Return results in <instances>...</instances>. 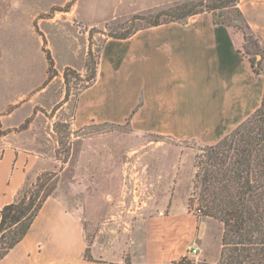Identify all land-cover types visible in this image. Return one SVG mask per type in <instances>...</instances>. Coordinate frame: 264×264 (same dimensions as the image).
<instances>
[{
  "label": "rangeland",
  "instance_id": "374dc122",
  "mask_svg": "<svg viewBox=\"0 0 264 264\" xmlns=\"http://www.w3.org/2000/svg\"><path fill=\"white\" fill-rule=\"evenodd\" d=\"M199 1L0 0V137L20 134L21 145L41 155L40 173L51 174L49 185L80 216L87 243L99 256L129 264L142 253L144 220L179 210L200 229L191 247L197 254L188 249L185 256L219 259L222 225L201 216L196 201L187 207L202 145L140 138L126 126L74 133L69 127L76 96L88 85L106 39ZM232 24L240 36V23Z\"/></svg>",
  "mask_w": 264,
  "mask_h": 264
},
{
  "label": "crops",
  "instance_id": "0c3cea01",
  "mask_svg": "<svg viewBox=\"0 0 264 264\" xmlns=\"http://www.w3.org/2000/svg\"><path fill=\"white\" fill-rule=\"evenodd\" d=\"M238 7L264 50V0H239ZM241 40L207 12L126 39H106L95 81L76 96L71 131L126 126L134 136L157 142L216 144L261 106L264 95V69L254 72L239 52ZM24 141L20 134L0 137V211L27 178L42 171L41 155L22 146ZM57 190L0 264H123L95 254L80 216ZM199 230L179 210L148 216L142 253L129 264H171L197 244Z\"/></svg>",
  "mask_w": 264,
  "mask_h": 264
},
{
  "label": "trees",
  "instance_id": "16d2710c",
  "mask_svg": "<svg viewBox=\"0 0 264 264\" xmlns=\"http://www.w3.org/2000/svg\"><path fill=\"white\" fill-rule=\"evenodd\" d=\"M238 3L239 0H200L158 14L132 32L109 38L126 39L137 31L184 22L193 15L207 12L215 24L233 28V21L240 23L239 52L248 57L254 72L260 74L264 50L243 18ZM160 15L165 18L159 19ZM45 54L48 79H51L55 76L53 61L48 51ZM258 55L261 61L256 66ZM98 57L85 88L95 81ZM64 78L67 79L66 72ZM194 167L196 172L187 207L190 211L196 201L201 216L222 225L220 255L213 263L205 259L195 262L184 256L171 264H264V95L261 106L248 119L216 144L201 148L195 156ZM51 179V174L46 172L38 174L34 180L27 178L14 201L1 209L0 259L23 239L43 203L55 191L56 185H49ZM86 253L88 255V249Z\"/></svg>",
  "mask_w": 264,
  "mask_h": 264
},
{
  "label": "built area",
  "instance_id": "2783aa9c",
  "mask_svg": "<svg viewBox=\"0 0 264 264\" xmlns=\"http://www.w3.org/2000/svg\"><path fill=\"white\" fill-rule=\"evenodd\" d=\"M198 213H200V210L197 211ZM190 254L196 255L197 254V249L196 248H191L189 250Z\"/></svg>",
  "mask_w": 264,
  "mask_h": 264
},
{
  "label": "water",
  "instance_id": "95a60500",
  "mask_svg": "<svg viewBox=\"0 0 264 264\" xmlns=\"http://www.w3.org/2000/svg\"><path fill=\"white\" fill-rule=\"evenodd\" d=\"M260 60H261V56L258 55V56L256 57V61H255V65H256V66L258 65V63H259Z\"/></svg>",
  "mask_w": 264,
  "mask_h": 264
}]
</instances>
